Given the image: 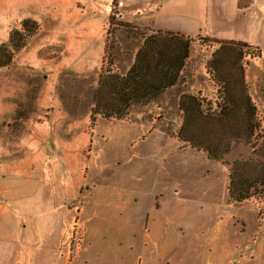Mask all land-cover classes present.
<instances>
[{"label": "rangeland", "instance_id": "rangeland-1", "mask_svg": "<svg viewBox=\"0 0 264 264\" xmlns=\"http://www.w3.org/2000/svg\"><path fill=\"white\" fill-rule=\"evenodd\" d=\"M163 1L0 0V24L8 25L9 35L25 19L39 24V31L16 55L14 64L0 71V224L57 228L56 233L45 234V251L53 260L60 258L64 264L73 259L72 264H199L196 255L188 257L189 262L183 259L196 252L194 247L214 238L213 225L220 219L224 231L229 230V240H261L259 229L253 237L241 235L243 224L232 226L228 219L236 210L249 212L255 214L257 228L264 226L260 215L264 213V180L252 182L242 202L244 209L235 206L233 211L225 206L228 169L236 184L230 189H236L242 179L259 176L260 165L254 168L264 164V104L255 99L260 94L264 98V69L245 61L248 44L204 34L182 35L190 49L177 85L132 107L122 119H106L83 108L89 89L97 86L100 73L111 64V53L112 69L122 74L138 51L137 43L119 27H111L110 19L114 16L115 23H127L140 34H155L154 14ZM232 27L239 29L232 23L223 32L231 34ZM111 33L116 43L107 55ZM7 41L0 37V43ZM67 71L74 77L67 76ZM243 93L256 107L257 127L251 141L231 139L230 152L222 160L228 168L219 166L216 173L207 175L199 170L202 167L196 159L189 165L184 162L179 150L205 152L181 140V131L199 142L205 132L187 123L179 108L181 96H194L205 115L216 118L224 110L233 111L232 99ZM214 126L213 134L229 133L234 127ZM160 147L165 151L155 153ZM21 162L31 164L25 176L7 172L6 167ZM237 162L252 166L238 173ZM101 176L113 180H103L99 192L88 198L94 178ZM186 176L195 177L203 188L209 187L204 176L217 179L209 183L211 188L218 186V198H184L183 213L182 208H174L179 201L174 203L164 193L163 209L158 211V205L148 204L151 191L142 194V185L137 186L140 179H169L171 183L183 182ZM155 222L162 226L161 232H155Z\"/></svg>", "mask_w": 264, "mask_h": 264}, {"label": "crops", "instance_id": "crops-1", "mask_svg": "<svg viewBox=\"0 0 264 264\" xmlns=\"http://www.w3.org/2000/svg\"><path fill=\"white\" fill-rule=\"evenodd\" d=\"M154 17L153 25L157 29L156 32L180 34L190 38L204 34L217 40L258 46L264 51V0H164L158 11L154 14ZM179 21L182 22L181 25ZM232 23L237 24L239 29L232 27L231 34L224 33V27ZM0 37L7 41L8 38L6 37H9L8 25L2 26L0 24ZM255 99L261 104H264V98L261 94L256 95ZM253 101H255L254 98ZM149 139L150 137H147L145 141L148 142ZM150 144L153 149V142ZM160 148L161 150L154 149V152L162 153L165 151V147ZM149 153L151 155L153 152ZM178 153H181L185 158L184 162L188 165L192 162V159H196L200 163V167H202L199 170L206 171L207 175L216 173L219 166H227L222 161L210 160L206 153L201 152L196 154L190 148L179 150ZM145 164L147 165V163H144L143 166ZM176 165L180 166L182 163L178 162ZM30 168V162H21L17 166L6 167V170H8L7 172L10 175L17 174L25 176L26 170ZM228 175L229 180L226 184L227 199H225V206L228 209L232 208L233 211L235 206H240L241 209H244L246 205L241 203L243 205L241 206L239 202L231 198L229 169ZM207 177L204 176L203 181L209 186L208 188L200 187L193 176H189L188 178L186 176L183 182L173 181L171 183L168 181L169 179L152 178L150 180V178H145L140 179L137 186L142 185V194L148 190L151 191L152 197H149V206L156 204L158 205V211L162 210L163 205H160V199L165 195L164 193H167L173 199L174 203L179 201L177 205L171 203V208L174 205L175 209L178 208L180 210L185 207V201L182 199L192 197L193 195H202L205 199L218 198V186L211 188L212 183H209V181L217 179L211 178L210 176L209 178ZM103 180H105V183H111L113 179L105 176L94 178L92 183L96 187L92 184L93 186L91 187V192L89 191L88 198L99 192V184ZM145 184L149 186L146 187ZM223 185L224 183H221V187L219 188L221 192ZM89 189L87 186L86 190ZM137 190H139V187H137ZM185 211L186 209H183V213ZM235 213L236 215L231 213L232 216H229V225L234 226L235 222L242 223L244 229L241 235L251 234L252 237L259 229V235L261 233V240L259 242L252 243L251 241L240 238L235 241L229 240V230L226 229L224 231V224L222 219H220L219 222L217 220L213 225L214 238L194 247L196 252L189 256L185 255L183 261L189 262L188 257L193 258L196 255L200 261L199 264H264V226L257 228L255 214L238 212L237 210ZM181 216L182 214H179V217ZM153 225L155 226V232H161L162 226L158 222H155ZM57 230V228H49L45 224H24L21 226L9 225L8 223L0 224V264H64L62 259L54 258L53 260L50 258L51 256L49 257L48 251H45V246L48 243L47 235L45 234L56 233ZM86 233L87 228L83 240L86 239ZM224 233H226V236H223ZM36 245L38 246L36 247ZM73 261L74 259L66 264H72ZM86 264H88V261H86Z\"/></svg>", "mask_w": 264, "mask_h": 264}, {"label": "trees", "instance_id": "trees-1", "mask_svg": "<svg viewBox=\"0 0 264 264\" xmlns=\"http://www.w3.org/2000/svg\"><path fill=\"white\" fill-rule=\"evenodd\" d=\"M114 18L113 16L110 19L111 27H119L127 34L128 38H132L137 43L136 50L138 49V51L134 62L128 65L124 73L120 74L113 70L112 57L114 59V56L111 51L114 49L112 44L116 42L114 33H111L114 37L106 45L107 55L111 53L109 57L111 64L100 73L97 86L89 89L90 97L83 106L86 112L101 115L106 119H122L128 115L132 107L149 99H156L165 90L177 85L189 58L190 49L189 42L180 34L162 32L140 34L138 28L133 29L127 23H115ZM38 31V22L28 18L22 21L20 29H13L10 32L8 41L0 43V70L14 64L16 55L27 47L29 39ZM66 75L74 77L75 74L67 71ZM238 96V98L232 99L233 111L224 110L219 116L213 118V116L205 115L197 98L190 94L182 95L179 102L180 110L189 125L201 128L205 132L200 137H205V139L199 142V138L194 135L188 138L184 130L180 133V139L195 147H201L208 158L214 161H222L224 156L230 152L231 139H234L235 142H241L243 139L251 141L257 127L256 107L247 94L243 93ZM68 109L67 111H69ZM214 125L234 127L229 129V133L218 134L215 132L213 134ZM259 165L261 169L259 176H252L248 180L244 178L240 181L239 187L230 189L233 200L242 203L248 198L246 192L251 190L252 182L256 178L264 180V164H258L254 169ZM235 166L239 173L240 170L250 168L252 163L237 162ZM230 179V187H233L235 182L232 176Z\"/></svg>", "mask_w": 264, "mask_h": 264}, {"label": "built area", "instance_id": "built-area-1", "mask_svg": "<svg viewBox=\"0 0 264 264\" xmlns=\"http://www.w3.org/2000/svg\"><path fill=\"white\" fill-rule=\"evenodd\" d=\"M245 61L254 66L264 69V51L253 45H248L244 50ZM264 220V213L260 214Z\"/></svg>", "mask_w": 264, "mask_h": 264}]
</instances>
